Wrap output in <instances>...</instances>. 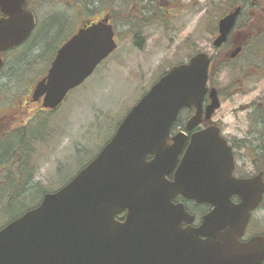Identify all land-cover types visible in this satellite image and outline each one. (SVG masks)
<instances>
[{
  "label": "water",
  "instance_id": "95a60500",
  "mask_svg": "<svg viewBox=\"0 0 264 264\" xmlns=\"http://www.w3.org/2000/svg\"><path fill=\"white\" fill-rule=\"evenodd\" d=\"M239 10L220 21L215 47L225 41ZM35 27L27 0H0V70L3 54L23 44ZM117 48L109 18L81 28L59 49L32 100L58 108ZM210 63L201 51L173 65L129 110L93 160L1 228L0 264H263L264 235L241 237L262 202L264 179L261 174L233 176L232 148L218 129L195 134L174 181L165 177L185 141L183 133L171 135L180 111L195 109L188 128L202 119ZM210 99L208 118L221 106L214 87ZM178 194L212 205L196 230L179 228L185 213L183 204L172 205ZM170 206L168 221L156 216ZM125 209L127 219L121 223L116 216Z\"/></svg>",
  "mask_w": 264,
  "mask_h": 264
},
{
  "label": "rangeland",
  "instance_id": "374dc122",
  "mask_svg": "<svg viewBox=\"0 0 264 264\" xmlns=\"http://www.w3.org/2000/svg\"><path fill=\"white\" fill-rule=\"evenodd\" d=\"M31 2L38 16L37 28L29 42L6 53V66L0 72V114L12 111L11 105L27 96L26 90L46 73L65 34L70 36L83 21L101 16L99 12L108 4L111 14H121L115 19L119 47L70 92L55 112L34 116L33 111L41 104L18 106L22 112L14 125L26 123L27 131L16 130L0 142V182H10L8 189L0 186V192L13 193L17 187L26 193L24 200L11 203L7 211L10 217L39 204L46 190L56 191L70 181L99 153L123 117L172 65L187 62L196 51L205 50L212 56L216 52L212 43L217 28L213 0H153V7L142 12L138 6L145 0L100 1L95 3L96 12L89 11L83 0ZM127 13L137 14L132 19L134 25L126 18ZM47 32H52L48 40L36 38L32 44L37 35ZM23 60L37 62L28 68ZM20 70L25 74H21L23 80L19 82L12 73ZM216 75V84L232 93L224 96L218 118L236 124L246 122L249 112L244 106L264 94V78L243 88L233 85L229 77L220 81ZM32 116L30 122L28 118ZM183 117L184 112L180 119ZM32 127L35 128L31 137ZM23 134L31 152L16 158L20 152L16 155L13 150ZM6 145L10 149L3 152ZM11 163L14 165L10 168L7 164ZM7 212L0 210V225L10 221ZM250 226L252 231L264 230V208Z\"/></svg>",
  "mask_w": 264,
  "mask_h": 264
},
{
  "label": "flooded vegetation",
  "instance_id": "af4514ba",
  "mask_svg": "<svg viewBox=\"0 0 264 264\" xmlns=\"http://www.w3.org/2000/svg\"><path fill=\"white\" fill-rule=\"evenodd\" d=\"M37 1V0H36ZM42 1V0H39ZM107 1V0H83L85 5L87 6L89 11L96 12L95 10V3L97 5L99 2ZM109 1V0H108ZM28 7L32 9V2L31 0H27ZM216 3V12L215 16L217 17V28L215 33L212 35L213 40L220 35L219 24L220 21L229 15L230 13L234 12L238 7H240L239 13L236 16L234 25L232 29L226 36L225 41L219 46L215 47L216 52L214 56L210 55L211 63H210V71L208 77L207 86L209 87L208 92L205 94L202 102L203 114L202 119L195 125L193 128H188V125L191 121L195 113L194 108L186 107L183 109L184 117L181 120L180 115L178 120L174 123L171 129V135L175 136L179 133H183L185 135V141L183 143L182 149L179 153L177 163L175 164L174 168L166 174V180L168 182H172L175 179V174L180 167L182 159L190 150V145L192 138L197 133L206 132L210 129H218L219 134L227 141V143L232 148L233 153V162H234V171L233 176L236 178H251L257 175H262L264 179V94L258 98L244 106L248 110V120L241 124H236L234 122H226L222 119L218 118V114L220 108L222 106V100L224 96L232 95L229 92L228 88H221L218 86L217 81H215L214 74H217L218 80H222L224 78L229 77V81L232 82L233 85L239 86L242 85L243 88L245 85L254 84L260 78H264V0H215ZM170 5V2H167ZM109 5V4H108ZM106 6L104 9L99 12L101 16H97L94 19H88L83 21L76 30L70 35L66 36L68 33L65 34L59 45L56 47L55 54H53L51 63L49 65L48 70L46 73L39 79L41 80L48 74L50 67L54 59L57 56L59 49L69 41L81 28L85 27L86 25H90L94 22H98L105 18H109V23H112L115 29V39L117 43H119L118 33L116 31V24L115 19L119 18V15H113L110 12L109 6ZM36 17V27L34 31L31 33L28 40L25 42H29L32 37H34V32L37 28L38 24V16L36 15L35 11L32 10ZM91 12V13H92ZM98 14V12H97ZM50 17V16H48ZM172 18L175 17L174 14L171 16ZM52 32H47L42 35H37L33 43H35V39L41 38V41L44 42L49 39V36ZM24 43V44H25ZM213 43V42H212ZM23 44V45H24ZM239 49L240 51L235 55L232 56L235 50ZM204 51L205 50H201ZM200 51H196L195 54ZM194 54L190 55L189 59ZM25 66L30 68L33 64L37 62V60H23ZM5 65H6V58H5ZM22 71V70H20ZM18 72L17 74L12 73V77L16 76V80L19 82L23 80L21 78V74H25L24 72ZM1 72V71H0ZM236 79V81H234ZM37 80V82L39 81ZM37 82L31 86L28 90H26L25 97L19 99V102L12 104L11 109L12 111L6 114H0V138L5 139L6 137H11L16 130L21 128L24 131H27L26 123L23 124H16L14 125L15 121H18V114L22 112L18 110L19 107H30L31 105L41 104L42 99L37 102L32 101L33 91ZM228 82V84L230 83ZM217 83V84H216ZM216 88L218 91V95L221 101V106L215 110L211 118L207 117L206 109L208 104L210 103V89ZM233 91H238V89L234 88ZM41 112H53L45 107L41 106L39 109H35L33 111L34 116L36 113ZM28 118L31 122L32 118ZM23 119L20 120V122ZM47 131L45 132V135ZM173 142L172 138L168 140V144ZM0 145H2L0 143ZM3 148V147H1ZM6 148V149H5ZM29 148V147H28ZM3 152H8L10 148L6 145L4 147ZM14 151V150H13ZM31 152V150L28 149ZM2 152V153H3ZM20 155V154H19ZM153 156L148 157V161L152 160ZM8 160V159H7ZM14 164H10V168ZM192 171H195V166L193 167ZM233 201L239 202L240 198L238 196L233 197ZM172 205L178 206L183 204L184 206V218L179 222L180 229H188L189 231L196 230L202 224L205 216L212 210V205L206 202H197L192 199H188L181 194L176 195L172 199ZM171 209H163L157 210L156 216L165 219L168 221V217H170L172 213ZM264 208V197L262 203L259 207L253 211L249 224L245 230L244 235L241 237L242 241H248L251 237L257 235H264V230L261 231H252L250 230L253 219H255V215L259 213ZM178 215H182L181 209L177 211ZM128 210L125 209L121 213L116 216V219L123 223L127 219ZM163 230H167L166 227ZM205 237H203L204 239ZM264 264V261H263Z\"/></svg>",
  "mask_w": 264,
  "mask_h": 264
},
{
  "label": "trees",
  "instance_id": "16d2710c",
  "mask_svg": "<svg viewBox=\"0 0 264 264\" xmlns=\"http://www.w3.org/2000/svg\"><path fill=\"white\" fill-rule=\"evenodd\" d=\"M152 1L153 0H145V3H141L139 4L138 8L141 10V12L144 10V11H147L149 8H152L153 7V4H152ZM213 3H215V0H213ZM135 16H137V14H126V18L131 22L132 25H134L132 19L135 18ZM139 17V16H138ZM137 18V17H136ZM136 31V30H135ZM137 32V31H136ZM135 32V36L138 34ZM22 72H24L22 70ZM21 72V73H22ZM31 137H32V134H33V127L31 128ZM23 139L21 138V141H19L18 145H17V148H15V153L17 155V152L19 151L20 152V155L23 154V155H26V154H29L30 151H28V147H27V143L24 139V134H23ZM3 139L0 138V142L2 141ZM22 149V150H21ZM30 150V149H29ZM20 155H17L16 158H18V156ZM31 157V156H29ZM10 182H8L9 184ZM5 185L3 183L0 182V186H6V189H8V187H10L9 185ZM18 183L15 184V187L17 186ZM12 190V189H11ZM13 193H10L11 191L7 190V191H2L0 192V210L4 211L5 213L10 210V205L11 203H14V202H20L22 200H24L25 196H26V193H25V190H22L20 188H17L16 187V190H12ZM21 191L22 192V195H21ZM47 192V190L45 191ZM44 192V193H45ZM9 195V196H8ZM37 205V204H36ZM35 205V206H36ZM29 208H25L24 210H21L19 211L18 213L12 215V217H10V213L7 212L8 216L11 218V220H13L14 218L20 216L21 214H23V212H25L26 210H28ZM8 217L6 218V221H7ZM4 225H0V228L3 227Z\"/></svg>",
  "mask_w": 264,
  "mask_h": 264
}]
</instances>
